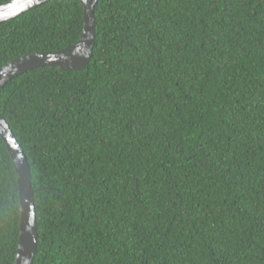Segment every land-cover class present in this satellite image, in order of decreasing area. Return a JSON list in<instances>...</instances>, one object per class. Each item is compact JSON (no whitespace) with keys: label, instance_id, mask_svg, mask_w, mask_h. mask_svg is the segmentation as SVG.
<instances>
[{"label":"trees","instance_id":"obj_1","mask_svg":"<svg viewBox=\"0 0 264 264\" xmlns=\"http://www.w3.org/2000/svg\"><path fill=\"white\" fill-rule=\"evenodd\" d=\"M95 19L85 69L0 94L30 165L33 264H264V0H99ZM83 29L76 1L28 11L0 26V70ZM19 236L0 136V264Z\"/></svg>","mask_w":264,"mask_h":264},{"label":"water","instance_id":"obj_2","mask_svg":"<svg viewBox=\"0 0 264 264\" xmlns=\"http://www.w3.org/2000/svg\"><path fill=\"white\" fill-rule=\"evenodd\" d=\"M52 1L58 0H11L0 7V26ZM71 1L80 3L84 10V29L80 40L62 51L25 55L10 62L0 70V94L11 81L29 71L43 67H59L65 72L81 71L90 64L95 47V10L99 0ZM0 136L11 155L19 188L20 236L14 264H33L37 252L38 229L30 165L10 126L1 115Z\"/></svg>","mask_w":264,"mask_h":264}]
</instances>
